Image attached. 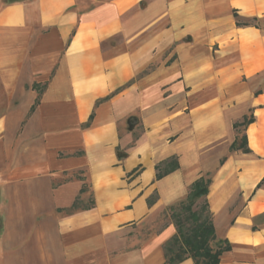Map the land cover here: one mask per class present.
<instances>
[{
  "label": "crops",
  "instance_id": "0c3cea01",
  "mask_svg": "<svg viewBox=\"0 0 264 264\" xmlns=\"http://www.w3.org/2000/svg\"><path fill=\"white\" fill-rule=\"evenodd\" d=\"M262 21L264 0H0V264H164L174 224L143 227L201 176L218 264H264Z\"/></svg>",
  "mask_w": 264,
  "mask_h": 264
},
{
  "label": "trees",
  "instance_id": "16d2710c",
  "mask_svg": "<svg viewBox=\"0 0 264 264\" xmlns=\"http://www.w3.org/2000/svg\"><path fill=\"white\" fill-rule=\"evenodd\" d=\"M235 16H237V14H235ZM253 20L257 19L253 18ZM237 24H248V21L242 22L237 20ZM37 101L38 97L35 104ZM33 108L34 106L31 107V110H33ZM251 121L252 117H244L241 122L234 123V127L240 130V127L246 126ZM239 139L240 144L238 147H242L243 144L245 145L246 141L244 135L242 134ZM232 147H235V143L232 144ZM243 150L248 151L245 146H243ZM120 157L121 155H119V158ZM176 167L177 163L175 159H169L161 164H157L155 166V178L159 179L163 177ZM209 182V177L201 176L191 184L185 198L186 202L182 203L180 206L183 212H185V215L175 212L172 206H170L176 233L164 244V264H177L185 258H192L194 264H218L221 254L230 249V245L227 241L222 239L215 241V230L212 217L205 200ZM81 191H84V185ZM198 199L202 200L203 204L199 209L193 210L192 206ZM184 221L188 222L187 226L184 225ZM212 240L215 243V247L209 244Z\"/></svg>",
  "mask_w": 264,
  "mask_h": 264
},
{
  "label": "rangeland",
  "instance_id": "374dc122",
  "mask_svg": "<svg viewBox=\"0 0 264 264\" xmlns=\"http://www.w3.org/2000/svg\"><path fill=\"white\" fill-rule=\"evenodd\" d=\"M260 25L264 28V21H262V23H260ZM186 199H183L181 201H176L174 203H171L169 205L166 206H157L153 211L154 213H157L158 216L154 219H150L148 221V223L143 227L142 230V237L144 235H147L155 230H158L159 228L164 227L165 225L169 224V223H174V218L171 215L172 213V209H170V206H172L173 210L175 212H179V213H183V215H185V212H183V210L180 208L182 203H185ZM203 204V201L198 199L195 204L192 206L193 210H197L199 209V207ZM183 217V216H182ZM184 225L187 226L188 222L184 221ZM175 226V225H174ZM176 229V228H175ZM176 233V232H175ZM212 247H215V243L214 241H210L209 243ZM58 257V256H57ZM91 258V257H90ZM60 259V257H59ZM90 260V261H89ZM88 263L87 264H108V257L103 254V253H99L96 254L92 257V259H88ZM58 264H64V262H61V260L58 261Z\"/></svg>",
  "mask_w": 264,
  "mask_h": 264
}]
</instances>
